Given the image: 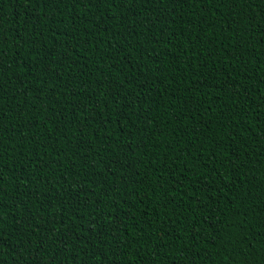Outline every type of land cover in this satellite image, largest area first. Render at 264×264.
<instances>
[{"label": "trees", "instance_id": "trees-1", "mask_svg": "<svg viewBox=\"0 0 264 264\" xmlns=\"http://www.w3.org/2000/svg\"><path fill=\"white\" fill-rule=\"evenodd\" d=\"M0 264H264V0H0Z\"/></svg>", "mask_w": 264, "mask_h": 264}]
</instances>
